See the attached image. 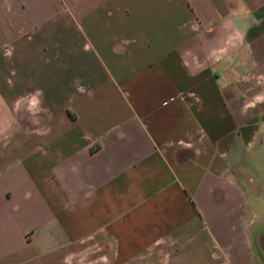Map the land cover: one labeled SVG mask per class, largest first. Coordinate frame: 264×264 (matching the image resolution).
Here are the masks:
<instances>
[{
	"label": "crops",
	"instance_id": "crops-1",
	"mask_svg": "<svg viewBox=\"0 0 264 264\" xmlns=\"http://www.w3.org/2000/svg\"><path fill=\"white\" fill-rule=\"evenodd\" d=\"M258 156L264 0H0V264H264Z\"/></svg>",
	"mask_w": 264,
	"mask_h": 264
},
{
	"label": "rangeland",
	"instance_id": "rangeland-1",
	"mask_svg": "<svg viewBox=\"0 0 264 264\" xmlns=\"http://www.w3.org/2000/svg\"><path fill=\"white\" fill-rule=\"evenodd\" d=\"M255 148V147H254ZM256 149V148H255ZM257 162L253 164V168L257 170L256 174L249 173V183H244L243 189L245 192V196L250 204V207L253 212L257 215L263 214L264 215V202H255V201H262L264 200V181L262 179V161L261 157H257ZM264 225V221L261 223ZM255 233V232H252ZM251 238V233H250Z\"/></svg>",
	"mask_w": 264,
	"mask_h": 264
}]
</instances>
